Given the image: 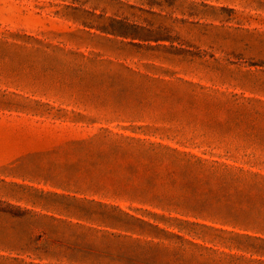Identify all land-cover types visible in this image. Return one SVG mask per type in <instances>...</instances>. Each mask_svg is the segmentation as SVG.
<instances>
[{
    "label": "rangeland",
    "instance_id": "obj_1",
    "mask_svg": "<svg viewBox=\"0 0 264 264\" xmlns=\"http://www.w3.org/2000/svg\"><path fill=\"white\" fill-rule=\"evenodd\" d=\"M0 264H264V0H0Z\"/></svg>",
    "mask_w": 264,
    "mask_h": 264
},
{
    "label": "trees",
    "instance_id": "obj_2",
    "mask_svg": "<svg viewBox=\"0 0 264 264\" xmlns=\"http://www.w3.org/2000/svg\"><path fill=\"white\" fill-rule=\"evenodd\" d=\"M142 223H144V222H142ZM146 224V223H145ZM150 226H152V225H150ZM154 228H156V227H154ZM180 239H183L182 237H180V236H178Z\"/></svg>",
    "mask_w": 264,
    "mask_h": 264
}]
</instances>
